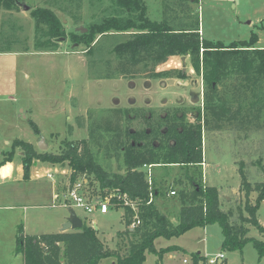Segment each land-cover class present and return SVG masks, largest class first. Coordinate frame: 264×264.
<instances>
[{
    "label": "trees",
    "instance_id": "trees-1",
    "mask_svg": "<svg viewBox=\"0 0 264 264\" xmlns=\"http://www.w3.org/2000/svg\"><path fill=\"white\" fill-rule=\"evenodd\" d=\"M106 1L121 12L91 24L87 33L70 35L76 45L84 44L86 51L99 47L105 38L112 39L110 52L118 62L112 70L111 62H107L105 79L118 75L132 80L184 79L181 71L157 68L172 57H189L194 71L203 79L204 105L196 113L171 108L160 116L146 114L144 109H113L100 118L90 113L88 138L78 144L64 143L58 154L38 152L32 144L16 140L10 160L0 163V167L12 161L17 149L22 152L26 180L36 161L67 163L71 183L85 174L93 176L99 185L97 197L108 200L112 208L124 209L126 227L117 234L116 249L110 250L87 221L77 231L40 236L26 235L20 226L17 251L23 255L24 264H100L109 258L114 264H146L148 253L162 260L165 254L179 250L175 246L157 250L158 238L172 239L214 224L222 229L224 250L242 251L252 243L262 258L264 242L248 237L249 226L264 235V227L257 220L264 202L262 159L256 163L261 182H251L245 163L239 164L245 201L237 210L223 209L217 188L205 185L202 178L206 134L232 131L249 139L252 134L264 132V49L256 47L258 37L253 34L249 41L229 45L205 39L200 35V16L191 8L192 0H169V18L164 22L150 19L146 0ZM21 2L24 0H0V8L18 11ZM31 16L37 28L42 27L45 42L39 47L52 48L57 40L66 39L64 21L51 7L32 9ZM135 123L138 129L133 127ZM30 124L40 135L38 126L33 121ZM98 154L122 160L125 172L108 171L99 163ZM150 166L182 169L183 178L178 184L183 187L170 192L177 195L173 197L177 201L176 216L170 209L174 207L171 196L168 198L161 182L149 178L145 168ZM253 193H257L255 200H251ZM137 219L140 225L131 230ZM190 256L192 264H206L201 253Z\"/></svg>",
    "mask_w": 264,
    "mask_h": 264
},
{
    "label": "rangeland",
    "instance_id": "rangeland-1",
    "mask_svg": "<svg viewBox=\"0 0 264 264\" xmlns=\"http://www.w3.org/2000/svg\"><path fill=\"white\" fill-rule=\"evenodd\" d=\"M24 2L32 9H54L64 21L67 36L66 39L57 40L52 48L39 47L45 39L42 27L37 28L31 11H25L22 7L18 11L0 8V133L7 136V141L16 135V127L20 125L24 128L29 126V131L34 132L29 117L31 109L34 113L32 118L41 130L37 151H41L40 142L44 138L48 147L44 152L58 154L64 143L78 144L88 138L90 113L95 118H100L113 109H144L146 114L160 116L171 108H182L193 113L202 108L203 79L194 71L189 57H186L184 64L182 57H172L157 68L158 71L178 72L186 68L184 79L146 80L145 77H140L132 80L119 75L114 79H105L109 67L107 62H111L110 70L118 62L110 52L112 39L105 38L99 47L90 51H86L84 44L76 45L71 40L70 35L79 34V28L87 29L106 16L120 13L113 3L106 0ZM191 2V8L197 13V17L200 16V35L205 39L229 45L232 42L249 41L255 34L258 37L256 47L264 49V0ZM146 3L150 19L164 22L169 18V0H146ZM194 96L199 97L200 101L193 103ZM133 127L138 129L140 126L135 123ZM22 135L26 139L30 137L26 133L21 134V137ZM7 141L3 142L0 135V163L4 159L3 153L13 150L12 146L6 144ZM203 151L207 165L202 167L203 183L217 188L224 201V209L237 210L245 201L241 192L239 164L245 163L251 182L263 181L258 176L260 171L256 163L262 159L264 166V132L252 134L249 139H243L239 133L232 131L208 133L203 140ZM17 158L18 156L16 161L19 162ZM97 158L108 171L125 172L122 160L105 159L103 154H98ZM55 170L50 172L51 177L48 173L43 182L53 181ZM145 170H149L151 178L161 182L166 194L174 189L178 192L183 187L178 184L183 178V171L179 167H154ZM84 176L91 182L88 186L89 194L98 196V182L93 176ZM39 186L38 184V188ZM186 187L189 188L187 185ZM4 189L0 188V196L6 192ZM170 196L168 198L174 201V207L170 209L176 216L174 210L177 201L173 197L177 195ZM256 196L257 193H253L251 200H255ZM12 199H0V264H24L23 255L17 251L18 229L20 226L24 229L21 221L16 219L20 214L2 208L11 206L17 200ZM20 201L19 198L17 202ZM75 210L84 219L88 217V222L98 231L100 239L106 241L111 249L116 248L117 234L125 228L124 209L112 208L106 215L100 212L88 214L81 208ZM257 220L264 227V202L257 212ZM249 229V238L264 242V235L255 226H249ZM222 241L223 233L218 224L195 228L172 239L158 238L155 242L157 250L182 245L188 253L176 251L172 252V257L167 253L162 260L156 254L148 253L146 264H191V252L198 251H202L206 257L224 254L225 260L222 264H264V255L260 258L252 243L247 244L242 251H228L222 248ZM184 260L189 262L185 263ZM100 264H114V261L109 258Z\"/></svg>",
    "mask_w": 264,
    "mask_h": 264
},
{
    "label": "crops",
    "instance_id": "crops-1",
    "mask_svg": "<svg viewBox=\"0 0 264 264\" xmlns=\"http://www.w3.org/2000/svg\"><path fill=\"white\" fill-rule=\"evenodd\" d=\"M29 111H30L29 117H31L30 121H33L36 124L35 120L32 118V116L34 115L33 110L31 109ZM29 128H30L29 126H25L24 128L21 125L16 127V130H17L16 135H14L13 137H10L8 141L6 139L7 136H5V134L0 133V135H1L3 142L7 141L6 144L8 146H13V143L16 140L25 141L26 138L23 137V135L21 137V134L26 133L30 137H28V139H26L27 141L25 142L32 144L37 150V142L39 138L41 137L35 134V132L29 131ZM10 152L11 151L4 152V153L1 152L3 153V156H4V159L2 162H4L5 160H10L9 159ZM17 156H18L17 159L19 160V162L16 161ZM204 166L205 167L207 166L206 161H205ZM39 167L41 169H38ZM5 169L8 171L6 176L4 175ZM52 169L53 170L56 169L55 176L52 175L53 181H51L50 183L43 182V180L45 179V176L48 173H49L48 176H50V172H53ZM56 176H57V179H55ZM70 177H71V170L67 163L54 165L50 163H43L40 161H36L34 162L33 167L31 168L29 179L26 180L24 178L22 152L19 149H17L16 154L14 155L12 161L7 162L0 167V188L3 187L4 189V187H6L4 189V191H6L4 193L5 195L2 194L3 196L1 195L2 197L0 196V199H3V200L6 199L9 201V199L11 200V198H13L12 201H14L15 199L19 197L21 201L17 202V200L19 199L18 198L12 204H10L11 206H4V207L2 206V208L3 209L8 208L12 212H15V213L18 212L20 214L16 217V219H18V221L19 220L21 221L22 225L24 226L25 234L29 236L56 234V233H60L64 231H69V232L77 231V230H65L66 225L71 218V214L69 212L70 207L64 206V201H63L64 195L67 191V187L69 183H71ZM38 184L40 185L39 188H38ZM170 195L172 194L170 193L169 196ZM220 200H221V204L224 209L225 204H224V201H222L221 195H220ZM73 209L76 212L75 208ZM111 210H112V207H110V211ZM35 211H39V212H35ZM76 214L82 220L83 225L85 221H87V223L90 224V222H88L89 221L88 217H85L86 219H84L83 217L79 216L77 212ZM123 220H124V217H123ZM125 229L126 227L122 231H124ZM122 231H119V232H122ZM103 242L110 250L116 249V248L111 249L107 245L106 241H103ZM116 246H117V242H116ZM174 246L179 248V250L177 251L188 253V251L182 245H174ZM173 252H176V251H173ZM198 252L202 254V251H198ZM192 253H195V252H191V254ZM171 254L172 252L169 253V257H172ZM203 256L206 257L205 255ZM146 261H147V257H146ZM190 262H191V259H190Z\"/></svg>",
    "mask_w": 264,
    "mask_h": 264
},
{
    "label": "built area",
    "instance_id": "built-area-1",
    "mask_svg": "<svg viewBox=\"0 0 264 264\" xmlns=\"http://www.w3.org/2000/svg\"><path fill=\"white\" fill-rule=\"evenodd\" d=\"M205 162L203 163V166ZM151 168V166H150ZM150 170V169H149ZM151 173L149 172V178ZM151 183V180H150ZM89 180L86 176L79 178L74 183H69L67 191L64 195V206L70 208H81L88 214H94L100 212L107 214L110 211V205L108 201H101L97 196L90 195L88 192ZM172 195L175 193L172 192ZM119 200H122L119 197ZM153 201V196H150V203ZM128 204V201H125ZM140 225V221H134L131 225V230H134ZM225 260V255L220 253L214 257H206V264H222ZM185 263L189 262L184 260Z\"/></svg>",
    "mask_w": 264,
    "mask_h": 264
},
{
    "label": "water",
    "instance_id": "water-1",
    "mask_svg": "<svg viewBox=\"0 0 264 264\" xmlns=\"http://www.w3.org/2000/svg\"><path fill=\"white\" fill-rule=\"evenodd\" d=\"M20 6L25 10V11H31L32 8L30 6H28L25 2H21ZM78 31L82 32V33H87L88 29L86 28H79ZM183 61L186 60V57L182 58ZM181 83V82H180ZM40 150L42 152L46 151L48 149L47 145L45 144V139L42 138L41 142H40ZM69 212L71 214V218L68 221L65 230H80L83 227V222L82 220L77 216L76 212L74 211L73 208L69 209Z\"/></svg>",
    "mask_w": 264,
    "mask_h": 264
},
{
    "label": "flooded vegetation",
    "instance_id": "flooded-vegetation-1",
    "mask_svg": "<svg viewBox=\"0 0 264 264\" xmlns=\"http://www.w3.org/2000/svg\"><path fill=\"white\" fill-rule=\"evenodd\" d=\"M183 58V57H182ZM182 61H183V59H182ZM184 62L185 61H183V64H184ZM186 68H184L181 72H182V74L185 76V73H186ZM181 81H179V83H180ZM181 85H182V82L180 83ZM203 93H204V87L202 88V107H203V105H204V101H203ZM200 101V98L199 97H197V96H194L193 97V103H195V102H199Z\"/></svg>",
    "mask_w": 264,
    "mask_h": 264
},
{
    "label": "clouds",
    "instance_id": "clouds-1",
    "mask_svg": "<svg viewBox=\"0 0 264 264\" xmlns=\"http://www.w3.org/2000/svg\"><path fill=\"white\" fill-rule=\"evenodd\" d=\"M4 175H5V176L7 175V170H5Z\"/></svg>",
    "mask_w": 264,
    "mask_h": 264
}]
</instances>
